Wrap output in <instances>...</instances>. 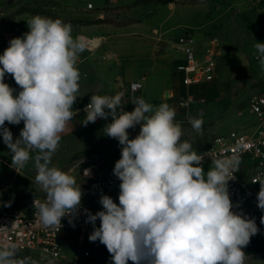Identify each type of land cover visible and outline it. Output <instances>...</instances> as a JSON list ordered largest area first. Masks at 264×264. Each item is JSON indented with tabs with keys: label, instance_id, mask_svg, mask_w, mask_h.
<instances>
[{
	"label": "clouds",
	"instance_id": "obj_1",
	"mask_svg": "<svg viewBox=\"0 0 264 264\" xmlns=\"http://www.w3.org/2000/svg\"><path fill=\"white\" fill-rule=\"evenodd\" d=\"M27 26L29 30L12 38L0 54V136L17 172L30 160L34 164L35 183L45 194L43 201L33 202L39 222L60 228L65 216L72 223L84 194L71 170L53 165L52 157L79 112L73 109L80 94L77 65L86 47L81 37L73 36L72 25L60 18L35 15ZM254 47L264 67V43ZM6 74L19 86L18 93L5 83ZM123 96L92 94L84 108V126L111 117L104 134L121 146L113 169L120 180L119 203L105 194L99 200L102 210H84L93 225L89 240L106 246L112 264H245L244 248L259 229L254 218L232 210L228 182L235 179L239 159L211 157L205 172L206 154L181 140L173 106L139 97L131 101L134 109L125 111ZM202 116L188 117L197 133ZM21 121L24 126L13 139L5 123ZM137 124L139 133L129 138L128 129ZM90 171L84 169V176ZM253 182L260 184L257 206L264 211V178ZM260 220L264 224V215ZM18 251L14 244L0 245V264H55L46 249L39 258L19 257Z\"/></svg>",
	"mask_w": 264,
	"mask_h": 264
},
{
	"label": "rangeland",
	"instance_id": "obj_2",
	"mask_svg": "<svg viewBox=\"0 0 264 264\" xmlns=\"http://www.w3.org/2000/svg\"><path fill=\"white\" fill-rule=\"evenodd\" d=\"M119 1V4L115 5V0H107L105 4V0H0V54H3L12 38L22 36L29 30L27 20L35 15L60 18L70 24L85 21L84 32L87 34L90 28H93L90 22L98 17L104 18L103 21L109 25L137 22L115 29L111 38L98 50L91 52L86 49L80 54L84 59H79L77 65L81 74L80 84L93 81L96 75L105 78L118 71L116 59H106L103 52L107 49L122 51V63L131 71H136L139 66L144 67L149 72V77L143 81L140 90L131 94L126 86L121 87L122 84L118 85L115 80H110L102 89L92 93L114 95L116 92H123L124 110L132 111L135 107L131 103L133 98L143 97L146 102L159 105L164 102L162 82L168 87L180 83L171 68L168 58L171 49L167 47L169 41L188 31L201 49L206 48L213 40L218 43L219 74L216 80L208 85L218 83V88L209 89L208 93L203 92L204 101L194 99L188 106V110L196 108L198 117L203 114L202 119L206 122L203 123L201 132L197 133L184 117L177 120L181 123L183 131L181 140L190 141L193 148L200 151L215 135L231 129L245 131L257 121L256 117L248 112L246 104L251 94H264V67L260 65L254 47L256 42L264 43V0ZM133 2L135 4H132ZM88 3L92 4L91 8ZM21 8H36L37 11H18ZM77 24L72 26L74 37L78 36L79 29L82 28L80 23ZM105 26L102 25V28ZM133 31H147L151 39H164L167 44L165 41H153V53L139 51L137 37ZM95 33L108 34L101 27ZM163 47L167 48L166 51H163ZM84 70L89 72L88 77L82 75ZM13 81L11 78L5 83L13 88ZM87 90V86L80 87V94H87ZM91 95H85L81 101L77 96L73 109H78L79 112L69 122L70 129L62 134L59 147L52 157V164L64 171L81 159L90 158L102 164L112 162L121 150L117 139L104 134L105 125L111 121L98 118L95 123H89L87 126L81 123L86 115L82 108L89 103ZM239 112L242 113L238 114ZM139 130V124L128 129L129 138H134ZM11 156L10 150L0 140V189L5 191L2 198L11 202L10 208L25 207L28 196L43 192L35 183L36 169L33 162L30 160L17 172L11 167ZM210 166L211 162L204 164V171L207 172ZM79 171V167H76L71 173L77 183L81 181ZM107 195L119 203V185ZM250 206L245 216L255 219L259 231L244 248L245 264H264V224L260 220L264 211L257 206V199L252 201ZM72 246L66 252L67 257L55 261V264H112L106 246L99 240L93 242L87 239L83 246L84 250L89 251L87 256ZM38 252H19L18 256L39 258L41 253ZM128 264L132 262L129 261Z\"/></svg>",
	"mask_w": 264,
	"mask_h": 264
},
{
	"label": "built area",
	"instance_id": "obj_3",
	"mask_svg": "<svg viewBox=\"0 0 264 264\" xmlns=\"http://www.w3.org/2000/svg\"><path fill=\"white\" fill-rule=\"evenodd\" d=\"M88 7L91 8L92 4L88 3ZM172 48L177 53L173 67L182 86L188 88L216 80L219 74L220 48L215 40L201 49L193 35L185 31L173 41ZM11 78L10 74L5 75V81ZM142 85L141 81H131L128 86L130 93L140 90ZM192 101L193 96L186 93L180 99L179 106L185 109ZM246 107L248 112L256 117V122L245 131L231 129L226 133L217 134L198 151L206 154L203 165L212 162L211 157L229 155L239 159V170L234 174L235 179L228 182V191L233 203L232 210L243 215L250 210L251 202L257 199L260 184L253 181L264 178V94H251ZM107 120L111 121V117L109 116ZM120 156L121 150L117 152L112 162L102 164L88 158L74 162L67 168L66 171L71 170L72 173L79 167L81 181L77 184H81L84 196L72 223H69V217L65 216L61 219L60 228H45L38 220L33 202L35 199L43 201L44 193H33L28 196L26 211L16 207H5L0 203V245L14 244L19 249L18 253L31 250L41 253L46 249L50 258H54L55 261L65 259L71 245L83 255H89V251L84 250L83 246L93 230V225L87 222V213L84 210L87 209L93 214L102 210L103 206L100 203L96 207L91 203L94 193L107 195L120 184V180L113 173L115 162ZM86 168L91 170L89 176H84ZM0 202H7L1 194ZM99 224L100 221L97 219L95 226L98 227Z\"/></svg>",
	"mask_w": 264,
	"mask_h": 264
},
{
	"label": "crops",
	"instance_id": "obj_4",
	"mask_svg": "<svg viewBox=\"0 0 264 264\" xmlns=\"http://www.w3.org/2000/svg\"><path fill=\"white\" fill-rule=\"evenodd\" d=\"M115 1H116V3H114L115 5L119 4V2H120L119 0H115ZM106 2H107V0H105L104 4ZM132 4H135V2H133ZM95 19L96 20H93V21L90 22V23H92V27L93 28H90L88 34L84 32V30H85L84 23H86L85 21H77L76 23H71L72 26H74L77 23H80L82 28L79 29V32H78L77 35L79 37H81L82 40H84V39H92V38H96L97 39L96 44L91 45L90 47H86V49L91 50V52H93L95 50H98L105 41L109 40L111 38L112 34L115 32V29L121 28V27H125V26H130L132 24L137 23V22H126V23H121V24H117V25H113V24L109 25L108 23H105V21H103L104 18L98 17V18H95ZM105 24H106V26H105ZM77 25H79V24H77ZM102 25H104L105 27L102 28ZM99 27H101V29L103 31L105 30L106 33H108V34H102V35L96 34L95 32L98 31ZM148 29L149 28H147V31H148ZM147 31H146V33H143V32H140V31H138V32H136V31L134 32L133 31L132 32V33H135L134 36L137 37L136 38V41H137L136 44H137V46H139V51H148L150 53H153V43H152L153 41H163V42L165 41V44H167L166 40H164V39H161V40H160V38L157 39V40L151 39L149 37ZM173 41H169L170 44L167 47V48L171 49V53L168 54V58H169V62H170L171 68H172L175 76L177 77V74H176V72L174 70V67H173L174 60L177 57L176 56L177 53L172 48ZM167 48L163 47V51H166ZM148 49H150V50H148ZM103 53L106 56V59H109V60H111L113 58L116 59L117 65L119 66L118 71L115 72L113 75L111 74V76L110 75L106 76L105 78L103 76L96 75L95 78L93 79V81L81 83L80 87L87 86L88 90L86 92L87 94H85V95H89V94L91 95L92 93H96L99 89H102V87L105 86L106 82H109L110 80L111 81L115 80L118 85L122 84L121 87H125L126 86L128 92H130L128 86H129V83L131 81H137L138 80V81H141L142 84H143V81L148 79L149 72L144 67L139 66V68L136 71H131L130 69H127L126 65H124L122 63V62H124L122 60V58L124 57L123 54H122L123 53L122 51L120 52L119 50H116V49H114V50L113 49H109V50L107 49ZM103 53H101V54H103ZM80 59L83 60L84 57H80ZM155 73L157 74V72H155ZM82 75L85 76V77H88L89 76V72L87 70H84ZM178 80L179 79L177 77V81ZM13 82H14L13 83V89H15V91L18 93L19 86L16 85L15 80ZM209 84H211V83L204 82V83H199V84H196V85L189 86L187 88V87L182 86L178 82H177V85L169 86V87L166 86L165 83L162 82V92H165V93H162V96L164 97V102H167L169 105L173 106L176 109V120H179L182 117H184L185 119L188 120L189 116L200 118L197 115L196 108H191L189 110H188V107L185 108V109L181 108L179 106V101L186 93L191 94L193 96V100L196 99V100L204 101L205 100V95L203 94V92H207L208 93L209 89L218 88V83H215L214 85L212 84V86L210 85L211 87L208 86ZM106 86L108 87V85H106ZM85 95H83V93L81 92V94L77 95L78 96V100H80V101L83 100ZM241 113L242 112H239L238 114H241ZM205 122L206 121H203V123H205ZM5 126L8 127L11 130V132L13 134V139H16L19 136L20 131L23 128L24 125H23V121H21L19 124H9V123L6 122ZM69 129H70V123H69V126H68L67 130H69ZM0 140L3 141L2 136H0ZM4 192L5 191L3 189H0V194L2 195V197L5 195ZM101 195L102 194L100 192H95L94 193L93 199L91 201L93 206L96 207L98 205V201L100 199L99 197ZM13 207H16V208H19V209H21L23 211H26L28 209V203L26 201L25 207H23V206H13Z\"/></svg>",
	"mask_w": 264,
	"mask_h": 264
},
{
	"label": "water",
	"instance_id": "obj_5",
	"mask_svg": "<svg viewBox=\"0 0 264 264\" xmlns=\"http://www.w3.org/2000/svg\"><path fill=\"white\" fill-rule=\"evenodd\" d=\"M83 41H84V43H85V46L90 47L91 45L96 44L97 39H96V38H92V39H84ZM78 95H79V94H78Z\"/></svg>",
	"mask_w": 264,
	"mask_h": 264
},
{
	"label": "trees",
	"instance_id": "obj_6",
	"mask_svg": "<svg viewBox=\"0 0 264 264\" xmlns=\"http://www.w3.org/2000/svg\"><path fill=\"white\" fill-rule=\"evenodd\" d=\"M18 11H37L36 8H21Z\"/></svg>",
	"mask_w": 264,
	"mask_h": 264
}]
</instances>
